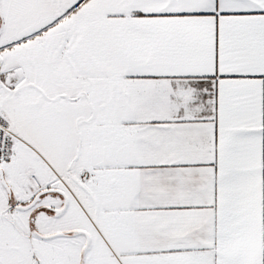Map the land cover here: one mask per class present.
Listing matches in <instances>:
<instances>
[{"label": "snow or ice", "instance_id": "obj_1", "mask_svg": "<svg viewBox=\"0 0 264 264\" xmlns=\"http://www.w3.org/2000/svg\"><path fill=\"white\" fill-rule=\"evenodd\" d=\"M0 264H264V0H0Z\"/></svg>", "mask_w": 264, "mask_h": 264}]
</instances>
